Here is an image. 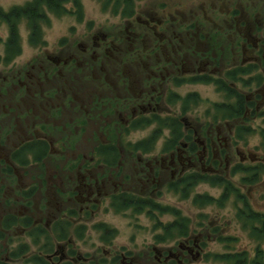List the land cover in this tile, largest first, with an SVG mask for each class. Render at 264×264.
Instances as JSON below:
<instances>
[{
	"label": "rangeland",
	"instance_id": "obj_1",
	"mask_svg": "<svg viewBox=\"0 0 264 264\" xmlns=\"http://www.w3.org/2000/svg\"><path fill=\"white\" fill-rule=\"evenodd\" d=\"M33 1L34 0H0V8L5 10L6 12H10L14 7H24L25 5ZM80 2L82 3L83 13L82 15L79 14L78 17H80L81 20H79L78 17L76 18L72 16L71 14H68L67 16H58V14L56 15L49 13L45 25L42 26V37L39 38V41L36 44L31 43L30 29L27 25L26 20L20 21L18 36L20 37L21 52L20 55L16 56V59L13 60L10 64H6V45L8 39L10 38V30L9 26L6 25V23L2 24V22H0L1 87L7 90L9 88V91L13 93V88L17 85L20 86V80H15V78H18L21 79V81L24 83L29 82V87L34 89L36 87H34V84L32 85L31 82L37 83L36 80L39 79L42 84V89L45 87L47 91H45L44 93L39 92L37 95V99L40 100L42 104L51 103L49 95L51 92H56V90L54 89V85H57V81L50 80L51 78L49 76L52 74L50 72L44 74L43 76L47 80H43L42 78L37 77L38 73H36L38 71L47 72L51 70H47L50 65L52 66V63L48 58H52L53 54H55V58H58L59 54L66 55V53L77 55L78 53H80L79 47L82 46L87 49V46L91 44V40H93L94 37H98V35L105 33L103 32L104 30H110L111 32H113V34L115 35V41L120 40V42H123V40L121 39L122 37L120 36V32L125 24L123 22L124 20L122 19L123 9L120 10L118 14H115V11L112 10V8H105V0H80ZM166 2L169 4H167ZM138 4L140 7V9H138L139 13L141 14L140 17H142L143 19L148 18V10L155 9V12H157L158 9L156 8V6L158 7V4H164L172 8V11L175 12V18L184 19V24H187L188 22L195 19L194 17H191L192 15H195V17H205L209 24L213 22L216 25H220V20L223 19L232 23V13L235 11V9H238L243 11V14L245 15L244 20H250V23L254 25V33L252 36L256 35L258 36V38L264 37L263 27L255 21L259 20L264 24V0H144L143 2H140ZM176 4H179L180 6L174 7ZM66 7L67 9L71 8L70 4L66 5ZM137 15H135V17ZM160 16H162V14H160ZM175 18L172 20L175 21ZM175 23L176 26H173L174 22L169 23V27H171V29L173 28L177 30L176 28L179 25L178 23H180V20H177V22L175 21ZM176 32L178 33L179 30ZM192 33L193 32H190V34ZM231 37L232 38L229 39L225 36H222V41L221 38H218V43H213V47H215L216 51L218 52V56H221L223 52L225 54H231V48L228 43H238L240 40L238 37L233 36V34ZM244 42L245 41L243 40L242 44H244ZM61 43L66 44V46L64 48H60ZM179 44L182 45V43ZM184 44L188 46L192 45L193 42H185ZM184 49L185 48H183L182 50ZM210 55H214V52L212 51ZM215 55L217 54L215 53ZM206 58L208 57H205V60H207ZM112 60L116 62L118 59L116 56H114ZM212 60H214L217 65L212 66L210 69L217 70L215 74H219L218 72H221L223 68H225L226 63L225 61L221 63L220 61H217L215 59ZM32 62L34 63L36 69L31 68V66H33V64L31 65ZM259 64H261L264 68V58H262V62L260 59ZM17 70L26 71L17 76L14 74V71L16 72ZM59 70H62V68H60ZM141 70L146 71L144 69ZM12 71L13 75H11ZM205 71L211 73L209 69ZM25 73H27V77H25ZM64 73L65 71H60V74L57 72L56 74H54V76L56 77L57 75L60 77L63 76ZM257 74H260L264 77V72L260 70L257 71ZM21 75L23 76L20 78ZM32 76L33 78L29 79ZM96 76H100L99 73H96ZM172 76L179 77V72L174 70V74H172ZM215 76L221 77L220 74ZM5 78L8 81L3 80ZM77 78L78 80H80L81 76H77ZM162 82H164V80H161V84L162 93L165 97H167V95H173L177 96V98H180L181 96L184 97L191 93H198L201 98H203V105L195 108L192 113L188 114L187 116L191 120V123H194L193 120H196L195 116H201V118L199 117L198 120H196L200 122V124L198 123V125L201 126V128H204V116L207 111L212 109L211 105L214 103L223 102V97L218 92H216V89L213 85H183L177 88L174 86H169L167 88L164 87V84ZM71 90H73L78 98H81V95L83 93L87 94L85 90H82L81 94L77 93L78 91L74 90L72 87L70 91ZM27 94V92L24 93L22 91H19L17 92V97L9 94L10 96L7 95L6 97H4V99L6 100V102H14V100L18 101L19 99L23 100L25 101L24 104L26 105V107H21L22 109H25L35 104V100L31 98L29 94ZM59 96L61 97V95H57L55 97L58 98H52V100L59 101L56 102V104L60 103L62 100ZM6 102H3L0 98V105H4L6 104ZM181 107L182 105L180 104L176 106L174 104L172 106L168 104V108L164 110L163 115L165 116V118H167L166 116L179 118V116H181V112L179 113L178 110H181ZM39 110L42 114V117L46 115L47 110ZM2 111L7 112L8 110H4L3 107L0 108V136L2 131L5 132L3 127L7 124V120L4 119L5 114ZM34 114H38V112H35ZM188 123L185 127L187 130H190L188 129V127L190 128L191 125H188ZM1 124L3 125V127ZM95 127V130L99 131L97 128L98 125H95ZM255 128L258 129L257 132L254 135L249 136L247 141H240L238 143V145L240 146L237 147L231 143V138L234 135L231 133V131H229L230 128L227 129L226 127L225 129L215 131L213 135L216 136L215 138L218 141L215 142V152L221 153V150H226L227 153H230V156L227 157L226 162L225 160L220 162L219 170H217L216 172L209 171L208 165L206 164V155L209 148L207 147V143L204 141L207 139L205 136H203L205 131H200V129L198 131L194 128L191 129L192 132H200V134L203 136L202 140L197 139L195 141L198 150L194 155L190 154V148L186 144V142H184L182 146H179L177 147V149L169 152L168 156L161 160V156L157 154L160 151L161 147L157 146L156 150L151 152L152 155L150 154V157H144L142 155L132 156V153L125 154L123 160L124 164L119 169L123 170L125 168V172L129 174L130 171H132L134 175L137 174L135 176L136 179L138 178V176H143L144 178H149L151 180L155 178V183L152 184V186L154 187L150 186L149 188H147V191L145 190V194H150L151 199L156 200V204L160 206V209H164L165 207H170L172 209L176 208L181 213H183L184 216H188L194 224H197L201 221L199 215L206 216V223L215 224L216 221H219L221 224H223L221 228H223L224 230L222 232L224 233V236L231 235L233 238L238 239V242L234 244L236 245V250H247L253 257L258 245L260 246L261 250L264 251V239L263 241L257 242L255 239L250 238V233L246 230L248 227H245L244 222H240V220L237 218V212L240 208H243V205L241 202L239 203L238 200L234 198V196L230 197L229 201L225 202L224 205H222L223 207L217 208L215 207L216 203H214L213 205L203 206L204 208L201 209L202 207L199 208V205H195V202H193V199L196 198V196L208 195L218 200L226 194L225 190L223 188H213L211 185L206 183L196 187V189L194 190L195 192L190 193L189 198L183 200L181 195L177 194L176 192H170L169 186L174 183L175 180H179L181 176L189 174L190 171H193L194 173H200L201 175H218L221 178L232 177L231 179L234 180L235 186L241 190L242 194L245 196L247 194L249 195L250 202L252 203V206H254L255 210H257L261 214H264V172L260 174L262 180L261 184L252 187L250 193L248 192L247 188L240 186V182L244 177L243 174H246V168H249V166H263L264 169V150L262 149V147L264 146V136L260 134L261 132H263L264 134V123L258 121L255 125ZM152 129L153 128H149V130H142L133 133L128 137H124L123 139L122 135H117L115 136L117 140L116 142L111 140V138L114 137L115 131H111L109 134H106V136L107 140L112 142L111 144L115 143L117 145L118 143L121 146H127L131 149V146L129 145L130 143L135 145V143L139 142V140H146L152 134ZM16 131L19 135H11L9 139L8 137H6L8 141L5 143H1L0 141V166L2 168L4 166H12L14 168V173L9 178H7V176H4L0 172V219L7 214L12 216L15 212L23 215L28 211V209H33L35 207L37 211L42 210L44 214L45 212L49 211L51 213L50 215L41 216L44 220H47L48 218L49 221L52 220V218L56 215L60 216L62 214L69 213L70 211H80L82 209V205L78 203V199L73 197L70 199L71 202L69 201V203V198H67V196L69 195L68 191L71 192V190L75 188V183L71 179V177L75 176V172L68 171L70 167H67L58 158H54L56 156L47 158V161L45 163L43 162L44 164L42 165H36L32 162L31 167L28 169L20 170L19 168L15 167L14 163H12L11 161V154L13 150L20 148L22 142L25 139L31 138V136H28L27 138V135L23 134L24 129H19ZM219 133L221 134V136L218 135ZM205 134L212 135V133L208 132H205ZM83 136L87 139L89 137V134L81 135V137L74 139L75 145L79 146L78 144L80 143V146L82 148L81 152L88 151L89 149L86 148L87 145L84 146L85 143L82 140ZM166 138L168 141L169 133L167 131ZM52 145L55 144L52 143ZM57 147L61 148V144H57ZM54 148L55 147H53V149ZM137 157H140V159H137ZM182 171H185L184 175L178 174L177 176H175L178 172L181 173ZM233 171L235 174L232 173ZM114 173L117 174L116 172ZM59 176H62L64 179L65 183L63 185L58 180ZM169 183L171 184L168 185ZM33 187H36L38 190L33 193V195L31 196L32 198H30V200L28 201V199L24 198V193L32 190ZM113 188V186H110L109 191L115 192L114 190H112ZM152 188H154V190H152ZM117 193H120L119 190L117 191ZM56 196L58 197V199L60 198L65 201V204H63V206H59ZM107 200L108 199L103 200L100 203L101 208L99 210H96L95 214L92 215L93 221L92 223L88 224L89 228L83 238L74 240L77 246V250L80 251L82 255L88 256L98 264L101 262V260H104L106 256L109 260H112L111 258L115 254L120 257L124 255L126 258H131L132 256V264H161L160 256L163 251L171 253L169 256H167V258H171V260L174 259L177 261V257H180V259L182 260L177 264H216L214 260L215 254L220 255L228 253L226 247L223 244H219L216 242L217 237H212V234L206 235L207 237L204 234H199L200 229L198 227L195 235L197 241L199 240L200 242H202L203 249L188 246V241L178 240L177 238L176 242L174 240L173 242L170 241L168 243H165V245L158 246L156 245L155 238L158 235L163 234V232L159 228H161L162 225L174 221L176 219V217L173 218L174 214H169V212H164V214H162V212L158 211L155 214L156 217L152 218L150 215L144 212L142 214H134L132 211L116 212L112 209ZM47 223L48 222L45 221V223L42 225H46ZM216 224L218 223L216 222ZM100 225L108 228L109 231H112V229H114L116 231L115 233H117L113 241V246L111 248H106L103 244L102 237L104 234V230H101L99 228ZM257 226L259 229H262L260 224H258ZM203 232L205 231H202V233ZM11 237V239H14V242L12 244L13 249L18 248V246H20L24 242L31 243L29 239L25 238L24 232L13 231ZM179 242L183 243L182 245H180L181 250L179 249L180 246H178ZM183 248L192 250L194 249V251L187 253V250L184 251ZM154 249L157 253H154ZM172 250H175V252H172ZM32 254L29 253V255L24 256L18 262V264H28L25 262V260L28 259ZM128 254H130V256ZM174 255L175 257L177 256L176 259L175 257H173ZM182 256H184L185 258H183ZM121 264L127 263L123 262Z\"/></svg>",
	"mask_w": 264,
	"mask_h": 264
},
{
	"label": "trees",
	"instance_id": "obj_2",
	"mask_svg": "<svg viewBox=\"0 0 264 264\" xmlns=\"http://www.w3.org/2000/svg\"><path fill=\"white\" fill-rule=\"evenodd\" d=\"M143 1L144 0H105V8H112V10L115 11V14H118L120 10L123 9L122 19L124 20L123 22H125L126 18L131 19V17H133L137 4ZM68 4L71 6L70 9H67L66 7ZM177 6L180 5L176 4L174 7ZM158 8L162 15L166 12L172 11L171 7L164 4H158ZM49 13L58 14V16H67L68 14H71L77 18L79 14L82 15L83 13L82 3L80 0H34L24 7H14L10 12H6L0 8V22H2V24L6 23L10 30V38L8 39L6 45V64H10L13 60H15L16 56L20 55L21 52L20 37L18 36L20 21L26 20L30 29L31 43L36 44L39 41V38L42 37V26L45 25ZM238 13L241 15V12ZM173 17L175 18V16ZM173 17H165L168 22L166 26H169V23L171 22H174L173 26H176L175 21L177 22V20H180V23H178L179 25L176 28L179 32L177 33V38L174 42L179 41V43H182L180 46L182 49L185 48L184 52L186 55L190 53L191 48H193L196 58L202 61H205V57H211L210 54L212 51L214 52V55L215 53L218 55L215 47H213V43H218V38H221L222 41V30H220L219 27H213L212 24H209L203 16L195 17V15H192L191 17H194L195 19L187 24H184V19L182 18H175L176 20L173 21ZM78 19L81 20L80 17H78ZM221 21L222 20H220V23ZM189 30L193 33L190 34ZM103 32L109 34L112 33L110 30H104ZM185 42H193V44L186 46L184 44ZM60 46V48H64L66 44L61 43ZM119 47H121L122 50L123 43L119 45ZM115 53V56L118 59L116 62L104 52H102V55L99 57L97 62L93 59H86L85 55L78 53L77 56L80 63L84 62L81 67L75 65L74 63L68 64L66 65L67 67L65 68L64 75L60 77L57 75L56 77L54 76V74L57 73V69H55L50 72L52 73L49 76L51 78L50 80L57 81L56 87L59 88L65 87L69 84L70 87L78 91L80 94L84 88L83 85L89 89L96 88L97 86L95 83H97V80L94 76H92V74H90V71L94 67L103 65L107 67L117 65L120 67L119 64H125V55L121 51H115ZM66 54L67 56H70L71 53ZM212 63L217 65L214 60L211 61V64ZM32 64L34 65L33 62L31 65ZM205 64H207V62H205ZM201 66L202 64L197 65V69ZM49 67L47 70L54 69L51 65ZM208 68L210 71L212 70L210 69L211 66H208ZM24 71L26 70H17L16 72L14 71V74L18 76ZM257 71L258 68L256 65H247L244 68H235L223 77H215L213 75L211 76L209 72L201 70V72L198 71L199 73L191 76V78H174L169 82L163 83L164 87L167 88L169 86L177 88L183 85H213L216 92L223 97L222 103L212 104V109L205 113L204 128H200V131L212 133L211 135L205 134L204 132L203 135L207 138L204 141L207 143V147L209 148L206 155V164L208 165L209 171L216 172L219 170L220 162L223 160L226 162L227 157L229 156V152L227 153L226 150H221L220 159L217 157V152H215V142L217 140L215 138L216 136L213 135L216 130L225 129L226 127L227 129L230 128L229 131H231L234 135L231 138V143L237 147L240 146L238 145L240 141H247L249 136L254 135L257 132L258 129L255 128V125L258 121L264 123V77L257 74ZM47 72L49 73V71ZM139 72L143 73L142 70ZM36 73L39 74L38 77L43 80H47L43 77L44 74L41 71ZM11 75H13V71ZM119 75H121V80L123 82H125V79H128V77L123 75L121 71L119 72ZM77 76H81V79L78 80ZM103 76L104 79L102 80V83L104 84V73ZM105 85L107 90L111 89V86H108L107 84ZM119 86L122 87L121 85ZM0 91L6 92L5 88L1 87V85ZM56 94L57 92H51L49 98H53ZM60 95H62V93ZM203 102V98H201L198 93H191L184 97L181 96L180 98L173 95H167L165 99L163 97L164 110L168 108V104L171 106L173 104L175 106L179 104L182 105L181 110H178L179 113H182H180L181 116H179V118L166 116L167 118H165V116H162L161 114L149 115L140 116L138 119L131 121L128 127H123L124 133L122 134V139L133 133L142 130H149V128H153L151 132L152 134L146 140H139V142H136L135 145L130 143L129 145L131 146V149L127 146H123V149L126 151H132L135 155L140 156L141 154L142 156L150 157L152 155L151 152L156 150L157 146H159L163 140L164 142L161 146V154L168 155L169 152H172L186 142L190 148V154L194 155L198 150L195 141L197 139L202 140L203 136L200 132L195 133V131L192 132L191 130H187L184 123L191 121L187 117L188 114H191L195 108L202 106ZM51 113L53 117L57 119L65 116V112L63 113V111L61 112L51 109ZM75 116L73 124H71L70 121L65 120L66 117L64 118L66 130H64L65 128L63 129L64 126L58 127L57 125H52L51 127H44V132L48 135L51 134L52 137H55L58 140V143L63 144V142H68L69 145H66L65 148L74 147V139H76V135L73 128L78 126L82 127L86 124V121L82 120L81 117H78L77 114H75ZM199 117L201 118V116H195V119L198 120ZM196 120L193 121L200 124V122ZM196 130L199 131V129ZM166 131L169 133L168 141L165 136ZM32 132L33 131L28 132L29 134H32V140L25 141L22 143L20 148L13 150L11 154L12 163H14L15 167L20 170L30 168L32 162L36 165H42L47 161V158L54 157V155L52 156L49 154L50 144L45 140L36 139V135ZM260 134L264 136L263 132ZM9 135L15 136L19 134L16 130H13V128L7 129L5 132L2 131L0 136L1 143H5L7 141L6 137ZM262 149L264 150V146ZM111 150L114 151V147H112ZM115 155V152L110 151L107 158H99V161L105 162L107 160H114L116 159ZM54 158H58L63 164L70 167L68 171L75 172L77 161L73 162L72 159L67 160L65 157ZM246 169V174L241 173L244 177L240 182V186L247 188L250 193L252 187L261 184L262 180L260 174L264 172V169L263 166H249V168ZM0 172L9 178L13 175L14 168L12 166H4L3 168L0 166ZM232 173L235 174L234 171ZM231 178L232 177L221 178L218 175L216 176L211 174L201 175L200 173H194L191 171L189 174L182 176L179 180H175V182L169 186V191L176 192L181 195L183 200H185L189 198L190 193L195 192L194 190L196 187L202 184L207 183L213 188H223L226 194L218 200L207 195L196 196V198L193 199V202H195V205H199V208L202 207L201 209L204 208L203 206L213 205L214 203H216L215 207L220 208L223 207L222 205H224L225 202L229 201L230 197L234 196V198L243 205V208H240L237 212V218L240 222H244L245 227H248L246 230L250 233L249 235L251 239H255L257 242L263 241L264 214L255 210L254 206H252V203L250 202L249 195H243L241 190L235 186L234 180ZM36 190L38 189L33 187L32 190L25 192L24 198L29 201ZM109 204L116 212L132 211L134 214H142L144 212L152 218L156 217L155 214L158 211L162 212V214H164V212L174 214L173 218L176 217L174 221L162 225V227L159 228L163 234L158 235L155 238L156 245L158 246L165 245V243L170 241L173 242L174 240L176 242L177 238L178 240L188 241V246L203 249L202 242L199 240L197 241L195 235L198 227L200 229V233L198 232L199 234H204L205 236L212 234V237H217L216 242L223 244L228 251L226 254H215L214 260L216 264H264V251L261 250L259 245L256 248L255 255L253 257L247 250H236V245L234 244L238 242V239L233 238L231 235L224 236V233H222L224 230L221 228L223 224L219 221H216L218 224H216V222L215 224L206 223V216L199 215L201 221L194 224L188 216H184L183 213L176 208L172 209L170 207H165L164 209H160V206L156 204V200L154 199L152 200L149 197L141 198L137 195L123 192L111 196ZM94 211L96 212V208H94ZM92 214L93 211L91 210L84 213H80V211H70L69 213L62 214L60 217L55 218L54 221L50 224L47 223L46 225H35L33 220H30L27 217L19 218L16 215L11 216L4 214L5 216L0 219V264H18V262L24 256L29 255V253L34 254L25 260L28 264H98L88 256L82 255V253L77 250L76 243L74 242V240L82 239L85 235L89 228L88 224L93 221ZM258 224L261 225L262 229L258 228ZM99 228L104 230L102 237L104 246L106 248H111L113 246L115 236L117 235V233H115L116 231L114 229H112L113 232L111 230L109 231V229L105 228L103 225H100ZM13 231L24 232L25 238L29 239L31 243L24 242L18 246V248L13 249L12 244L14 239H11ZM202 231L205 232L202 233ZM182 244V242H179L178 246ZM179 249L181 250V246ZM172 252H175V250H172ZM170 254V252H164L165 258ZM128 255L130 256V254ZM173 257H175V255ZM131 258L133 257L131 256ZM131 258H126L124 255L120 257L115 254L111 258L112 260H109L106 256L99 264H121L124 260L126 263L130 264L133 260ZM181 260L182 259H180V257H178L177 261L168 258L167 264H177L180 263Z\"/></svg>",
	"mask_w": 264,
	"mask_h": 264
},
{
	"label": "flooded vegetation",
	"instance_id": "obj_3",
	"mask_svg": "<svg viewBox=\"0 0 264 264\" xmlns=\"http://www.w3.org/2000/svg\"><path fill=\"white\" fill-rule=\"evenodd\" d=\"M156 8L158 9L157 12H155V9L148 10V18L143 19L140 17L141 14L138 10L140 7L138 4L133 17H131V19H125L124 27L120 32V36L122 37L121 39L123 40L122 50L121 47H119L122 43L119 42L120 40H114L115 35L113 32L110 34L102 33L98 35V37H94L93 40H91V44L87 46V49L82 46L79 47L80 53L85 55L86 59H93L96 62L99 60L102 52L107 54L109 57L114 58L116 55L115 51H121L125 55L126 60L124 65L119 64L120 67L117 65L109 67L105 65L94 67L90 71V74H92V76H94L97 80V83H95L97 87L89 89L83 85V90H85L87 94L83 93L81 98H78L76 94L72 92L73 90L70 91L71 87L69 84L67 87L65 86L66 88H59L54 85V89L57 92L55 96L62 93L61 97L59 96L62 99L61 102L56 104V102L59 101L52 100V98H50L51 103L42 104V102L37 99V95L39 92L44 93L47 89L45 87L42 89V84L39 79L36 80L38 84L31 82V84H34V87H36L32 89L29 87V82L24 83L21 79L15 78L16 81L20 80V86H15L14 88H18H13V93L9 91V88L8 90L5 89L6 92H0V98L3 102H6L4 97L9 94L17 97V92L19 91L24 93L27 92L30 97L35 100L34 105L25 109H22L21 107H26L24 104L25 101L20 99L18 101L14 100V102H6V104L0 105V108L3 107L4 110H8L7 112L2 111L5 114L4 119L7 120L6 125H8L3 127L1 124L4 130L11 128H13V130L24 129L23 134L27 135V138L28 136H31V138L25 139L22 143L32 140V134H29L28 132L33 131L32 133L36 135V139L45 140L50 144L49 154L60 158L65 157L67 160L72 159L73 162L77 161L75 176L71 177L75 183V188H73L71 192L68 191L69 195L67 198H69L68 202L73 197L78 199L79 202H77L82 205L80 213L91 210L93 211V214H95L94 208L99 210L101 208L100 203L105 199H108L107 201L109 202L111 196L119 194L117 193L118 190L119 192L134 194L141 198H151L150 194L147 195L145 193L147 188L155 183V178L151 180L149 178L146 179L143 176H138L136 179L135 176L137 174L134 175L132 171H130L129 174L125 172V168L120 170L119 168L124 164L123 160L125 154L132 153V156L135 154L132 151L124 150L123 146L118 143L117 145L115 143L111 144L112 142L107 140L106 134H109L111 131H115L114 137H112L111 140L116 142L117 140L115 136L122 135L124 133L123 127H128L131 121L138 119L140 116L160 114L164 116L163 97L165 96L162 93L161 80H164L162 83H166L174 78H191V76L197 75L198 71L201 72V70L209 69L208 66H216L213 63L211 64L210 61H212V59L220 61L221 63L225 61V68H223L221 72H218L221 77L225 76L229 71H232L235 68H244L247 65H256L258 71L260 70L264 72V68L261 67V64H259L260 59L262 62V58H264V37L258 38L256 35L252 36L254 33V25L250 23V20H244L245 15L243 14V11L235 9L232 13V23L225 19L221 21L220 25H216L213 22L211 23L213 27H219L220 30H222L221 32L223 36L231 39L233 34V36L240 39L238 43H228L231 48V54H225L223 52L221 56L211 55V57L206 58L207 60L204 59L205 61H202L196 58L193 48H191L190 53L186 55L184 50H182L179 41L174 42L177 38V30L166 26L168 22L165 17H173L175 12L169 11L164 13V16H160L161 12H159V8L157 6ZM238 12H241V15ZM135 15L137 16L135 17ZM255 21L264 29V24L261 23V21ZM189 32H191V30H189ZM243 40L245 41L244 44H242ZM54 55L55 54L52 55V58H48L52 63V67H54V69L49 70V72L57 69V72L60 74V71H65V68L67 67L66 65L68 64L74 63L79 67L84 64V62L80 63L78 56L74 54H70V56H67V54H59L58 58H55ZM205 62H207V64H205ZM199 64H202V66L197 69V65ZM31 68H35V65L31 66ZM60 68H62V70H59ZM141 69L146 71L141 73L139 72ZM174 70L179 72V77L172 76V74H174ZM120 71L123 75L128 77V79H125V82L121 80V75H119ZM216 72L217 70L212 69L210 73L211 76L219 75L215 74ZM42 73L46 74L48 72L45 71ZM96 73H99L100 76H96ZM103 73L105 75L104 84L102 83V80L104 79ZM24 75L27 77V73ZM22 76L23 75H21L20 78ZM32 78L33 76L29 79ZM4 80L8 81L6 78ZM105 84L111 86V89L107 90ZM21 89H24L26 92ZM55 96L53 98H58ZM39 109L45 111L47 110L46 115L42 117ZM51 109L61 112L63 111V113L65 112V116L57 119L53 117ZM35 112H38V114H34ZM75 114H77L78 117H81L82 120L86 121L84 126L73 128L76 138L81 137V135L89 134L87 139L84 136L82 139L85 143L84 146L87 145L86 148H89L88 151L85 152H81L82 148L80 143L78 144L79 146L75 145L72 148H65L66 145H69L68 142H63V144L58 143V140L55 137H52L51 134L48 135L43 129L44 127L57 125L58 127L64 126L63 129L65 128L64 130H66V126L64 124L65 120H68L71 124H73L75 121L74 118L76 117ZM187 123H184V126H186ZM189 124L191 125L190 128L188 127L190 130L193 128H201V126H199L196 122H189L188 125ZM95 125H98L97 128L99 131L95 130ZM218 135L221 136L220 133ZM9 138L10 135L8 136V139ZM163 142L164 141L162 140L159 145L160 147ZM52 143L55 145H52ZM57 144H61V148H58ZM53 147L55 148L53 149ZM112 147H114V151L111 150ZM110 151L116 153V159L107 160L105 162L99 161V158H107ZM157 154L161 156V160L168 156L161 154V148ZM217 157L220 159V153H217ZM137 159H140V157H137ZM179 172L175 176L178 174L184 175L185 171H182L181 173ZM58 180L62 183V185L65 183L62 176H59ZM170 184L171 183L168 185ZM110 186L114 187L112 190L115 192L109 191ZM152 190H154V188H152ZM58 203L59 206H63L65 201L59 198ZM35 208L28 209V211L23 215L17 212L11 213H14V215L19 218L27 217L28 219L33 220L35 225H42L45 221L50 224L55 220V218L61 216L56 215L50 221L48 218L47 220H44L41 216H48L51 213L48 211L44 214L41 209V211H37ZM183 250H187V253L194 251V249L192 250L188 248H183ZM164 252L165 251H163L160 256L161 264H167L168 258H165ZM154 253H157L155 249ZM182 257L185 258L184 256ZM132 263L133 261L130 264Z\"/></svg>",
	"mask_w": 264,
	"mask_h": 264
}]
</instances>
